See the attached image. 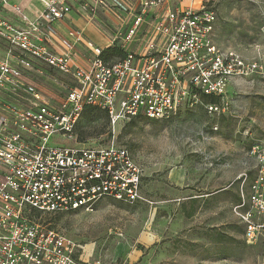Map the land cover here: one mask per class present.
Masks as SVG:
<instances>
[{
    "label": "built area",
    "instance_id": "obj_1",
    "mask_svg": "<svg viewBox=\"0 0 264 264\" xmlns=\"http://www.w3.org/2000/svg\"><path fill=\"white\" fill-rule=\"evenodd\" d=\"M41 1L45 9L36 19L13 6L18 24L2 14L10 1L0 0L6 48L0 55V264H101L84 261L83 245L47 223V216L93 212L109 197L154 202L143 196L145 168L127 146L79 141L84 107L105 111L114 127L139 117L169 121L200 104L224 111L231 81L264 73L263 66L215 43L213 0H81L84 11H114L119 24L112 44L126 50L124 58L107 61L104 50L88 42L93 55L81 66L73 61L74 42L63 39L62 53L51 46L57 21L71 7L63 0ZM71 35L81 38L78 31ZM35 61L63 75L54 80L59 100L30 78ZM249 149L254 166L245 164L238 176L240 199L232 211L245 242L257 244L264 241V143ZM207 159L204 166H212Z\"/></svg>",
    "mask_w": 264,
    "mask_h": 264
},
{
    "label": "rangeland",
    "instance_id": "obj_2",
    "mask_svg": "<svg viewBox=\"0 0 264 264\" xmlns=\"http://www.w3.org/2000/svg\"><path fill=\"white\" fill-rule=\"evenodd\" d=\"M213 2L215 43L257 61L264 71V0ZM52 77L64 78L47 68L34 76L46 93L55 94L60 88L48 82ZM225 99L224 111L210 112L200 104L169 121L139 117L114 127L104 116L80 118V142H115L137 155L147 169L143 196L156 202L109 197L93 212L48 215L46 222L80 242L93 255L90 262L264 264V241L246 243L232 211L240 198L241 160H247L253 144L264 143V73L233 79ZM205 157L212 166H204Z\"/></svg>",
    "mask_w": 264,
    "mask_h": 264
},
{
    "label": "crops",
    "instance_id": "obj_3",
    "mask_svg": "<svg viewBox=\"0 0 264 264\" xmlns=\"http://www.w3.org/2000/svg\"><path fill=\"white\" fill-rule=\"evenodd\" d=\"M10 4L8 6L9 9L2 10V14L14 20L16 23H20L18 16L14 13L13 6L19 5L23 8V10L32 18L36 19L40 16L41 12L45 9V4L41 0H9ZM67 5L71 7V11L68 13V16L62 20L57 21L55 25V30H57L56 35L53 36L52 39V50L56 53H62L65 49L61 45V41L63 39H67L75 43V52L73 54V61L81 66H88L89 59L93 55L91 47L88 45V42H91L93 45L100 47L104 50V48L112 46L113 37L117 34V25L119 24L118 19L116 18V14L113 10L109 9H97L96 11H92V9L88 8L87 11L82 10L81 8V0H63ZM126 4L127 2L131 5H134L138 2V0H123ZM124 16L128 18V13H124ZM73 31L81 32V38L77 40L75 35H71ZM132 48V47H131ZM5 49L2 41L0 40V55H5ZM130 50V46L127 48V51ZM35 69L29 72L30 78H32L40 87L41 91L47 94L49 97L53 96L56 100H59L61 94V88L58 86L57 82H55V78L52 77L48 79V82L55 84L59 87V92L55 94L46 93L45 89L40 86L39 81L34 78L37 74H41L44 68L48 70H52L47 64L44 62L35 61ZM54 71V70H53ZM55 72V71H54ZM57 73V72H56ZM59 73V72H58ZM57 73V74H58ZM60 75H62L60 73ZM63 76V75H62ZM133 153V152H132ZM135 155V153H134ZM137 159V155H135ZM244 160V159H243ZM141 163V162H140ZM251 160L247 158V160L242 161L241 165L246 166L245 164H250ZM142 164V163H141ZM240 165V162H239ZM240 165V167H242ZM143 168H145L143 166ZM144 175L142 179V184L145 180V175L147 169H144ZM144 191V184L142 186V192ZM153 201V200H152ZM156 202V201H153ZM84 248L83 259L88 263L90 262L91 257L93 256L91 253L88 254V250ZM93 251V248L92 250ZM116 260V259H115Z\"/></svg>",
    "mask_w": 264,
    "mask_h": 264
},
{
    "label": "trees",
    "instance_id": "obj_4",
    "mask_svg": "<svg viewBox=\"0 0 264 264\" xmlns=\"http://www.w3.org/2000/svg\"><path fill=\"white\" fill-rule=\"evenodd\" d=\"M115 56H119L118 59L120 58H124L126 56V50L123 49L121 46L115 44V45H112L110 47H107V48H104V51L102 53V58L104 60H107V61H112L110 59V57H115ZM216 100V99H215ZM214 99H211L210 101H214ZM84 111L82 113V116L81 118H85L86 120H91L93 118H96V117H101V116H104V117H107V120H108V115L105 111L99 109L98 107H95L93 105H87L84 107ZM109 121V120H108ZM82 139V138H81ZM83 140V139H82ZM81 140V141H82ZM240 199V198H239Z\"/></svg>",
    "mask_w": 264,
    "mask_h": 264
},
{
    "label": "bare ground",
    "instance_id": "obj_5",
    "mask_svg": "<svg viewBox=\"0 0 264 264\" xmlns=\"http://www.w3.org/2000/svg\"><path fill=\"white\" fill-rule=\"evenodd\" d=\"M87 248L92 249V248H90V247H87Z\"/></svg>",
    "mask_w": 264,
    "mask_h": 264
}]
</instances>
